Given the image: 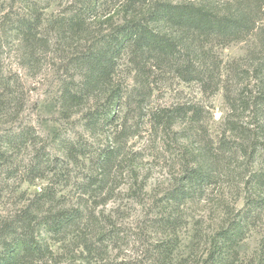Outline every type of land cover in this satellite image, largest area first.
Returning a JSON list of instances; mask_svg holds the SVG:
<instances>
[{
  "label": "rangeland",
  "instance_id": "374dc122",
  "mask_svg": "<svg viewBox=\"0 0 264 264\" xmlns=\"http://www.w3.org/2000/svg\"><path fill=\"white\" fill-rule=\"evenodd\" d=\"M75 1L0 0V21L5 13L13 15L36 3L50 43L31 55L16 39L5 41L3 75L10 80V89L3 98L10 103L0 113V133L30 127L36 136L11 149L15 172L0 178V228L34 203L39 204L34 209L45 213L79 206L85 217L82 233L93 238L96 230L102 229L105 236L98 243L94 237L93 248L86 250L78 243L81 232L58 236L40 228L55 253L50 264H264V208L256 207L245 217L248 190L252 188L247 181L251 175L264 173V150L259 147L248 159L240 152L222 155L215 150L225 134L227 139L232 136L226 125L230 115L239 114L248 124L253 120L251 110L232 111L227 96L238 104L242 92L254 95L257 91L259 81L252 66L250 76L242 80L230 67L248 69V54L259 51V39L264 38L260 30L264 27V6L256 15L259 28L246 38L214 44L223 73L217 92L204 93L196 81H182L171 72L149 71L144 84L138 71L123 58L113 76V83L125 92L114 109L116 119L93 131L86 127L84 115L90 107L104 105V96L86 99L70 114L62 107L64 88L82 77L74 60L76 48H80L77 38L73 41L58 30L60 18L72 12ZM213 1L222 8L240 0ZM120 2L106 0L104 6L116 23L123 16ZM141 87L147 95L143 108L138 109L130 95ZM182 104L199 107L203 120L196 126L204 124L207 134L202 135L189 119H178L170 127L158 118L162 109ZM256 139L264 141V135ZM69 140L80 149L77 157L65 151ZM202 140L212 141L214 156L221 157L224 165L221 161L218 164L225 170L199 188L187 184L185 175L202 154ZM113 147L120 156L106 176L99 167L98 154ZM38 151L45 159L35 169L40 175L29 177V165ZM49 193L54 197H48ZM260 196L253 197L264 198V193ZM238 221L245 225L243 236L220 254L221 229Z\"/></svg>",
  "mask_w": 264,
  "mask_h": 264
},
{
  "label": "trees",
  "instance_id": "16d2710c",
  "mask_svg": "<svg viewBox=\"0 0 264 264\" xmlns=\"http://www.w3.org/2000/svg\"><path fill=\"white\" fill-rule=\"evenodd\" d=\"M105 2L106 0H76L71 4L72 12L61 17L58 25L59 32L65 36L68 34L73 41L74 37L77 38L80 48H76L74 60L82 71L81 80L64 88L61 96L63 109L70 114L75 106L95 97L94 95L98 98L104 96L106 100L104 105L98 103L95 108L90 107L84 115L86 127L93 131L102 125L112 124L116 119L114 109L124 99L125 92L120 84L113 83V76L123 58L142 76V83L147 82L149 71L166 74L171 72L182 81H196L204 93L217 92L222 85L223 73L221 61L217 60L214 53V44H228L246 38L257 26L259 28L256 15L264 6V0L232 1L234 3H226V7L222 8L213 0H121L118 6L123 11V16L116 23L111 11L104 10ZM44 20L36 3L13 15L7 12L2 16L0 91L6 93L0 95V113L10 103L9 99L7 101L3 98L10 89V80L3 75L5 41L16 39L26 52L38 54L40 50L50 46L49 38L44 32ZM260 30L264 32V27ZM259 42V51H250L248 54V60L251 61L248 69L242 70L235 65L230 67L242 80L244 76H250L252 66L259 84L254 95L242 92L238 104L227 96L232 111L239 113L241 109L251 110L253 120L248 124L241 121L239 114L228 117L227 131L232 136L227 139L225 134L215 148L222 155L228 151L234 155L240 152V156L248 159L259 147L264 150V141L256 139L260 134L264 135V38L260 37ZM32 58L30 57V62L33 61ZM146 95L142 87L130 95L137 102L138 109L143 108ZM158 114V118L170 127L178 119L184 118L189 119L193 127L199 128L202 135L207 134L204 124L196 126L203 120L197 105H176L164 108ZM30 129L28 127L20 132L0 133V178L2 174L10 175L15 172L12 164L16 158L12 159L11 149L26 144L31 136L35 138L36 134ZM202 142V154L188 167L185 175L187 184L198 185L199 188H204L221 170H225L218 164L222 162L221 157L214 156L212 141L211 144L209 141ZM76 147L72 140L64 145L70 157H77L81 153ZM98 155L99 167L107 176L111 168L117 166L120 155L114 151V147L102 149ZM32 159L34 162L29 165L26 175L39 177L38 169L37 172L35 169L45 159L39 151ZM221 165H224L223 162ZM237 175L241 178L240 172ZM247 184L252 188L248 190L245 210L249 211L245 217L256 207L264 208V198L253 197L257 193L261 196L264 193V173L251 175ZM1 194L0 192V200ZM44 194L45 192L42 193ZM46 195L54 197L52 193ZM34 205L27 207L13 220H6L0 228V264H50L55 253L41 236L40 228L58 236L68 235L75 230L81 232L78 243H83L86 250L93 248L94 237L98 243L105 236V230L102 229H97L93 238H90V234L82 233L80 228L85 217L79 206H63L45 213L41 209H34ZM244 226L243 221H238L221 229V241L217 246L220 254L238 242L243 236Z\"/></svg>",
  "mask_w": 264,
  "mask_h": 264
}]
</instances>
